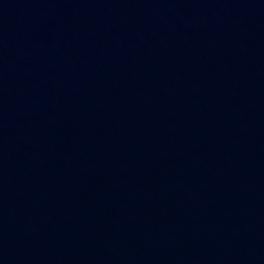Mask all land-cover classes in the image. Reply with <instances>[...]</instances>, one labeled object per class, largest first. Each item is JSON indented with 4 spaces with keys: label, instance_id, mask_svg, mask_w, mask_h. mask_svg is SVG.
<instances>
[{
    "label": "water",
    "instance_id": "water-1",
    "mask_svg": "<svg viewBox=\"0 0 264 264\" xmlns=\"http://www.w3.org/2000/svg\"><path fill=\"white\" fill-rule=\"evenodd\" d=\"M0 264H264V0H0Z\"/></svg>",
    "mask_w": 264,
    "mask_h": 264
}]
</instances>
